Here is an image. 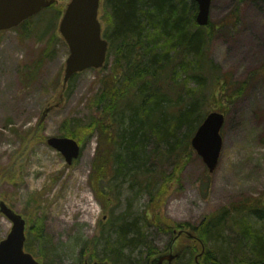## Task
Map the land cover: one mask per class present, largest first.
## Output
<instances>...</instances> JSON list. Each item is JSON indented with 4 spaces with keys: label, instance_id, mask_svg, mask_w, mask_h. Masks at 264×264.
Here are the masks:
<instances>
[{
    "label": "rangeland",
    "instance_id": "1",
    "mask_svg": "<svg viewBox=\"0 0 264 264\" xmlns=\"http://www.w3.org/2000/svg\"><path fill=\"white\" fill-rule=\"evenodd\" d=\"M69 1L61 2L66 6ZM232 13L238 15L235 25H222L234 18ZM61 18L56 9L45 10L27 27L0 36V201L27 220L28 240L34 250L30 253L43 264H84L89 246L95 244L97 262L115 264L116 230L102 231L100 222L109 219L118 224L127 213L128 221H142L150 200L135 197L129 178L118 174L110 184L113 203L104 210L89 182L98 135L84 140L81 157L72 165L47 144L48 138L61 137L64 121L88 119L89 100L113 67L111 60L101 70L82 72L71 93H62L69 48L59 32ZM210 19L216 28L210 48V74L214 70L213 76L218 78L230 73L232 83L248 85L242 96L229 103L223 98L213 99L214 78L207 82V102L202 111H222L226 118L218 168L209 174L195 153L157 211L168 220L193 225L231 204L264 200V0H214ZM53 37V47L47 51ZM190 87L196 86L192 83ZM61 95L63 101L55 107ZM50 107L53 109L44 116ZM153 150L151 146L150 157ZM145 170L143 175L151 170L158 177L161 172L170 175L174 168L171 163H166L165 169L148 164ZM206 184L209 189L203 191ZM250 220L257 229L261 227L257 217L251 215ZM37 223H42L45 237L51 240L42 253L30 234ZM141 228L157 251L166 250L173 239L153 225ZM11 229L12 223L0 216V242ZM225 236L226 240L219 238L209 247L227 251L233 238L230 233ZM146 253L144 247L124 251L135 264ZM191 259L192 255L186 254L179 264H191ZM232 260L229 257L228 262Z\"/></svg>",
    "mask_w": 264,
    "mask_h": 264
},
{
    "label": "trees",
    "instance_id": "2",
    "mask_svg": "<svg viewBox=\"0 0 264 264\" xmlns=\"http://www.w3.org/2000/svg\"><path fill=\"white\" fill-rule=\"evenodd\" d=\"M61 1L64 0H57L51 7L56 9L57 17L67 7ZM197 13L194 0H103L102 3L103 36L109 43L105 67L112 60V74L101 82L98 92L89 100L88 119L64 121L61 137L83 144L84 140L98 135L89 182L104 210L113 203L110 184L118 174L129 178L135 197H149L144 220L128 221L127 213L118 224L109 219L100 222L102 231L116 230L115 264L121 261L135 264L124 254L127 248H147L146 256L138 264H150L161 252L152 248L141 228L143 225H153L173 239L182 231L178 237L182 253L175 264L181 263L186 254L192 255L191 264H230L229 257L233 258L231 264H264L262 199L223 207L206 215L197 225L177 223L157 212L170 186L179 182L186 163L195 154L191 139L209 113L202 111V107L207 102V82L214 78V70L210 74V48L216 28L211 21L207 27H199ZM232 14L234 20L229 18L222 25H235L238 15ZM54 41V37L50 39L47 51ZM78 75L62 93H71ZM232 80L230 73L214 78L211 97L234 103L248 84L232 83ZM192 83L195 88L190 87ZM151 146L154 150L150 157ZM166 163L174 168L170 175L161 172L157 177L151 170L147 176L143 175L148 164L165 169ZM208 189L206 184L202 190ZM251 215L262 222L260 228L252 223ZM226 233L233 238L226 249L229 252L209 247L219 238L226 240ZM30 234L42 253L51 242L44 235L42 223L35 224ZM32 245L27 240L28 252L34 251ZM95 247L96 244L89 246V262L98 260ZM120 255L124 256L123 260ZM197 256H200L198 262Z\"/></svg>",
    "mask_w": 264,
    "mask_h": 264
},
{
    "label": "water",
    "instance_id": "3",
    "mask_svg": "<svg viewBox=\"0 0 264 264\" xmlns=\"http://www.w3.org/2000/svg\"><path fill=\"white\" fill-rule=\"evenodd\" d=\"M194 1L198 5L197 24L201 27L208 26L213 0ZM55 2L56 0H0V33L19 27ZM100 6L101 0H70L67 5L59 28L70 52L66 60L64 87L74 75L89 69H102L106 63L109 43L102 34ZM50 111L51 108L47 109L44 116ZM224 124V114L211 112L191 140L192 148L203 160L210 174L219 165L224 144L221 134ZM47 144L61 153L69 165L81 155V146L72 138L51 137ZM0 214L13 225L7 238L0 242V264H42L25 250L26 219L4 201H0ZM181 235L182 232H179L178 237ZM181 253V248H178L174 252L158 255L150 264H174Z\"/></svg>",
    "mask_w": 264,
    "mask_h": 264
},
{
    "label": "flooded vegetation",
    "instance_id": "4",
    "mask_svg": "<svg viewBox=\"0 0 264 264\" xmlns=\"http://www.w3.org/2000/svg\"><path fill=\"white\" fill-rule=\"evenodd\" d=\"M170 243H171V242H170ZM173 243H174V245H170V244L168 245L169 253L178 250V246H179V244L177 243V241H174V240H173ZM199 257H200V256H197V258H196V262L199 260Z\"/></svg>",
    "mask_w": 264,
    "mask_h": 264
},
{
    "label": "bare ground",
    "instance_id": "5",
    "mask_svg": "<svg viewBox=\"0 0 264 264\" xmlns=\"http://www.w3.org/2000/svg\"><path fill=\"white\" fill-rule=\"evenodd\" d=\"M84 213L85 214H88V209H84Z\"/></svg>",
    "mask_w": 264,
    "mask_h": 264
}]
</instances>
